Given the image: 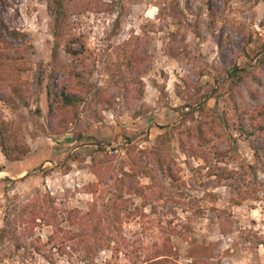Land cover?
Wrapping results in <instances>:
<instances>
[{
	"label": "rangeland",
	"instance_id": "obj_1",
	"mask_svg": "<svg viewBox=\"0 0 264 264\" xmlns=\"http://www.w3.org/2000/svg\"><path fill=\"white\" fill-rule=\"evenodd\" d=\"M188 1L190 9L186 0H67L59 44L80 38L85 51L74 57L54 45L49 0H0V18L26 34L15 40L21 58L8 82L0 81V97L9 98L0 99V122L10 148L27 149L11 162L0 151V262L84 264L62 210L85 212L121 184L128 246L145 250L168 238L177 253L157 264H264V183L256 186L244 172L252 146L231 118L264 103V64H256L264 55V0H210L215 35L207 29L208 0ZM198 7L200 38L191 28ZM118 63L127 88L114 82ZM233 68L240 78L232 79ZM74 72L86 77L90 92L61 126L46 83L69 89ZM18 79L16 97L10 85ZM164 132L160 166L139 150ZM129 141L151 177L139 168L132 175ZM35 197L46 209L54 202L59 215L51 225L20 214ZM104 261L128 262L100 250L95 262Z\"/></svg>",
	"mask_w": 264,
	"mask_h": 264
},
{
	"label": "trees",
	"instance_id": "obj_2",
	"mask_svg": "<svg viewBox=\"0 0 264 264\" xmlns=\"http://www.w3.org/2000/svg\"><path fill=\"white\" fill-rule=\"evenodd\" d=\"M52 10H53V19L51 31L54 37V45L57 47H62L64 51L74 57L83 55L85 51V45L83 41L76 36H68L64 40L63 44H59V39L62 35L64 29L63 22L66 21L67 15V0H49ZM189 1L186 0V7L190 9ZM207 10V29L208 32L212 35H215L214 20L212 17V6L211 1L208 0L206 3ZM202 7H198L196 13H193L195 16L194 22L192 23V33L195 37L200 38L203 36L202 26H201V16H202ZM223 34L222 31H219L218 44L220 43L219 36ZM25 33L17 31L15 28L8 27L4 21L0 18V81L8 82V75L11 70L14 68L15 63L18 59L21 58V52L15 46V40L24 38ZM18 51L17 53L15 52ZM257 60V65L261 66L264 64V55L259 54ZM127 60V65H132L131 59L128 55H125ZM20 68V67H19ZM236 72L231 74L232 79L240 78V75L237 72V68H233ZM118 74L119 77L114 78L116 85H121L122 87H128L127 80L124 75V72L121 70V64H115L113 71ZM231 73V72H230ZM73 77L76 78L75 81L69 86V89L64 87L56 89L54 86L53 79L49 78L46 83V99L49 106V110L52 109L54 104V110L61 116L59 118V125L63 126L66 121L65 116L70 112L72 115H75L79 105L84 102L87 94L90 92V85L86 81V77H82L80 73H72ZM117 76V75H116ZM21 81L18 79L11 86V91L13 94L18 97L21 94L18 82ZM132 81V80H131ZM122 82V83H121ZM136 84H140L139 91L142 92L143 83L139 80H136ZM232 98L233 105L235 110L237 109V104L234 99L233 94L230 95ZM15 98V97H14ZM0 99L9 100L8 97H0ZM240 113H233L231 115L232 120L236 122V130L240 134H243L246 139L250 141L252 146V156L253 162L243 166L244 172H246L250 179L255 182L256 186H259L264 179H259L260 175L264 176V103L259 104L254 110L248 112L246 110ZM245 116L248 119L247 124L243 123ZM169 137L166 132L161 133L156 136L155 143L152 147L147 148L146 150H139L142 153H152L153 157L156 158V161L161 166L164 162V159L161 157L163 150L165 149V144L168 142ZM131 141L127 142L125 151L132 157L130 167L134 169L133 176L137 173L136 170L141 169L139 172H143L146 176L151 177L150 171L143 167L140 168L138 164V159L140 158L135 154L133 147L129 148ZM11 144L7 136V129L0 122V151L8 162L11 161H20L21 155L27 153V149H24L17 143ZM123 169V167H121ZM1 170V168H0ZM125 174L128 172L124 171ZM3 180V179H2ZM1 182V179H0ZM141 189V188H140ZM116 192L113 193L111 197L103 199L100 204L93 202L87 211L82 212L80 209H63L62 212H66V218L69 221L71 226H74L76 230H73L72 233L68 236L69 240H72L75 246L79 247L80 250L84 253L85 262L84 264H115L110 261H104L97 263L95 262V257L100 250H107L114 254L117 257L119 254H122L128 261L125 264H150V263H160L167 262L172 259V256H176L177 253L173 249V245L168 238L164 239L162 242L154 243L143 250V248L137 247L133 244L130 246L126 241L125 236L122 232V218L123 214L127 211V204L123 200V189L121 184L116 185ZM255 196V195H252ZM241 201L236 199L234 203L239 204ZM53 208L46 209L47 207L42 203L39 197H35L30 200L29 204H25L21 207V215H28L31 222H35L37 218H40L46 224L51 225V219H57L59 213H56L54 202L52 201ZM30 209V210H29ZM73 247L74 249L76 247ZM201 249H205L204 246L195 245ZM138 248V249H137ZM206 250V249H205ZM137 251L143 252V255H137ZM58 253L60 255L64 254L63 248L58 246Z\"/></svg>",
	"mask_w": 264,
	"mask_h": 264
},
{
	"label": "built area",
	"instance_id": "obj_3",
	"mask_svg": "<svg viewBox=\"0 0 264 264\" xmlns=\"http://www.w3.org/2000/svg\"><path fill=\"white\" fill-rule=\"evenodd\" d=\"M0 264H3L2 262H0Z\"/></svg>",
	"mask_w": 264,
	"mask_h": 264
}]
</instances>
